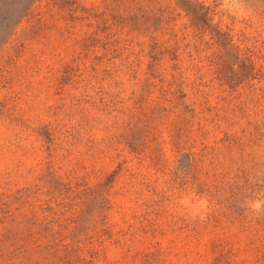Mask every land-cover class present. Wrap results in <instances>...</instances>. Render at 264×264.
I'll return each mask as SVG.
<instances>
[{"label":"rangeland","instance_id":"rangeland-1","mask_svg":"<svg viewBox=\"0 0 264 264\" xmlns=\"http://www.w3.org/2000/svg\"><path fill=\"white\" fill-rule=\"evenodd\" d=\"M257 193L264 0H0V264H264Z\"/></svg>","mask_w":264,"mask_h":264},{"label":"clouds","instance_id":"clouds-1","mask_svg":"<svg viewBox=\"0 0 264 264\" xmlns=\"http://www.w3.org/2000/svg\"><path fill=\"white\" fill-rule=\"evenodd\" d=\"M181 203L193 208V211L191 212L193 219H196V217L199 216L200 220L203 221L206 218L209 211V204L206 199H200L196 201L194 205L188 200H183ZM240 206L244 207L252 214L259 216V214L264 213V194L257 193L255 198L245 199Z\"/></svg>","mask_w":264,"mask_h":264}]
</instances>
